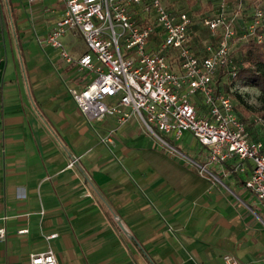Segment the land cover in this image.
Returning <instances> with one entry per match:
<instances>
[{
	"label": "crops",
	"instance_id": "0c3cea01",
	"mask_svg": "<svg viewBox=\"0 0 264 264\" xmlns=\"http://www.w3.org/2000/svg\"><path fill=\"white\" fill-rule=\"evenodd\" d=\"M164 1L194 13L188 1ZM62 14L57 0H0V264H30L49 247L59 264H227L228 253L264 264V206L245 186L252 163L231 174L236 159L210 166L217 181L170 155L137 118L104 143L115 118L91 126L68 91L91 80L77 63L82 35L63 37L71 63L40 40ZM207 31L199 20L191 27L199 56ZM249 130L264 142L261 126ZM173 143L203 160L191 132Z\"/></svg>",
	"mask_w": 264,
	"mask_h": 264
},
{
	"label": "built area",
	"instance_id": "2783aa9c",
	"mask_svg": "<svg viewBox=\"0 0 264 264\" xmlns=\"http://www.w3.org/2000/svg\"><path fill=\"white\" fill-rule=\"evenodd\" d=\"M45 1V0H30ZM62 16L40 40L59 50L67 63L74 59L63 37L78 31L86 51L77 60L80 73L91 80L68 91L88 123L95 127L106 117H114L116 127L102 141L114 142L118 127L138 119L157 143L173 156L185 159L202 175L220 181L210 166H223L230 159L239 162L227 174L246 171L252 163L245 186L264 206V142L252 138L249 123L236 109L232 94L216 85L215 78L225 68L235 75L231 52L237 31L234 16L225 13L227 0L219 11L199 15L164 0H57ZM251 35L264 42L258 28L264 24V6L256 0ZM246 0H239V8ZM194 20L207 27L216 42L206 44V54L192 49ZM202 98L207 111L194 100ZM264 126V117L254 119ZM191 132L200 146L201 161L181 150L173 141ZM73 159L69 166H73ZM28 228L20 229L21 232ZM6 227H0V237ZM57 232L49 234L51 238ZM227 264H239L233 254H225ZM30 264H59L56 251L33 252Z\"/></svg>",
	"mask_w": 264,
	"mask_h": 264
},
{
	"label": "rangeland",
	"instance_id": "374dc122",
	"mask_svg": "<svg viewBox=\"0 0 264 264\" xmlns=\"http://www.w3.org/2000/svg\"><path fill=\"white\" fill-rule=\"evenodd\" d=\"M179 1L185 4L188 1L189 6L192 7V9H194V13L198 16L204 15L208 11L210 13H207V15L214 14L217 10L219 11V6L222 3V0H179ZM253 1L255 0H247L246 4H243L241 8H239L238 0L225 1L226 2L225 13L229 16H234V13L238 14L234 21L235 22L234 27L237 31V35H236V39L234 40L233 48L231 52V61L233 62L236 69L237 67H240L243 62L242 54L240 51L241 48L240 45L245 43L247 40L253 38V35H251L249 31L250 24H248L249 20L253 18L252 16L253 14L249 12L251 10L248 9V7H250L249 5L254 7L255 4ZM172 2L174 1H169V4L171 5ZM229 2L231 3V5H229ZM262 3L264 6V1H262ZM174 4H172V6ZM258 33L264 34V24L260 28H258ZM202 39L206 40L207 44L216 42L215 40L216 37L212 35V33L209 31L206 32V35H202ZM226 73H227V69L225 68L220 74L216 76L215 81L218 84L223 85L226 90L230 91V93L234 97L236 103V109L238 113L244 120H246L249 123V128L255 130L257 129V126H261L264 129L261 123H256L254 121L255 118L262 117V115H264V113L259 110V96L261 91L255 86L244 83L242 80L239 79L235 81L229 80ZM146 133L150 135L147 131ZM163 149H165V147H163Z\"/></svg>",
	"mask_w": 264,
	"mask_h": 264
},
{
	"label": "trees",
	"instance_id": "16d2710c",
	"mask_svg": "<svg viewBox=\"0 0 264 264\" xmlns=\"http://www.w3.org/2000/svg\"><path fill=\"white\" fill-rule=\"evenodd\" d=\"M246 2L244 4H246ZM253 2L255 3L256 0ZM249 6L250 7H248V9L253 7L251 5ZM250 13L253 14V12ZM252 16L254 17V14ZM252 20L253 18L249 20L248 24H250ZM240 47L243 61L242 65L236 69L233 64V69L231 71H235L236 74H230L228 70L226 74L231 81L239 79L246 84L257 87L261 91L259 96V110L264 113V42H259L256 35H253L252 39L247 40L245 43L241 44ZM216 85L220 88H223L225 91H228L223 85L218 84L217 82ZM262 116L264 117V115Z\"/></svg>",
	"mask_w": 264,
	"mask_h": 264
}]
</instances>
